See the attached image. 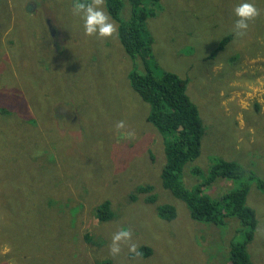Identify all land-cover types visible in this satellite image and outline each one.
I'll use <instances>...</instances> for the list:
<instances>
[{"label": "rangeland", "instance_id": "374dc122", "mask_svg": "<svg viewBox=\"0 0 264 264\" xmlns=\"http://www.w3.org/2000/svg\"><path fill=\"white\" fill-rule=\"evenodd\" d=\"M235 2L123 0L121 19L140 7L147 12L144 25L151 43L143 56L133 57L117 30L106 39L85 37L71 15V0H0V117L12 131L7 142L0 141L1 191L13 192L20 185L23 193L37 187L30 195L38 206L65 196L55 193L58 184L75 195L78 187L83 194L79 233L71 237L60 223L55 234L53 218L40 239L37 210L25 217L13 210L0 214V264H211L213 251L214 258L227 255L236 220L222 226L195 221L184 202L163 187L162 139L146 122L149 106L131 88L128 73L134 66L150 67L157 74L168 70L187 79V95L204 126L197 157L204 167L201 178L212 154L236 157L264 178V0H254L260 14L239 37L232 30ZM102 6L106 8L105 0ZM230 33L232 39L217 49ZM11 37L18 39L17 47H9ZM21 90L29 96L22 106ZM36 110L59 137V146L50 153L33 146L37 133L28 115ZM121 120L125 128L117 130ZM0 135L5 138L2 130ZM70 159L94 169L95 177L80 174L73 184ZM196 176L186 177V183L196 182ZM145 184L150 191L139 188ZM238 184L217 180L208 192L219 197V191ZM26 199L21 198L24 206L30 202ZM105 200L113 212L107 221L96 214ZM161 203L175 206L174 219L158 216L156 205ZM246 203L257 218L247 249L253 264H264V193L254 183ZM121 227L131 232L137 251L145 246L151 254L129 253L126 244L119 254H110L111 236Z\"/></svg>", "mask_w": 264, "mask_h": 264}, {"label": "trees", "instance_id": "16d2710c", "mask_svg": "<svg viewBox=\"0 0 264 264\" xmlns=\"http://www.w3.org/2000/svg\"><path fill=\"white\" fill-rule=\"evenodd\" d=\"M152 1L157 2L158 0ZM105 5L111 18L117 22V34L125 52L133 57L138 54L143 56L145 48H148L151 43L144 25L147 12L140 7L138 11H133L127 19H121L119 13L123 6V0H105ZM232 37L231 33L225 35L217 49L225 46ZM7 42H10V48L17 47L18 39L11 37ZM1 48L3 49L2 46ZM11 55L13 58L16 57L12 53ZM128 77L131 88L149 106L146 122L153 126L162 139L164 153L159 175L163 187L184 202L190 218L195 221L222 226L225 222L229 224L228 220L231 218L236 220V223L232 225L234 227L231 231V239L227 243V255L221 259L218 258L219 255L214 258L215 251H213L210 255L211 264H253L247 245L253 239L257 218L255 210L246 203V197L251 183H254L256 188L264 193V178L256 175L253 170L243 167L236 157L214 154H212L213 158L208 166L207 174L201 178L200 175L204 173V167L197 162V157L200 154L204 126L197 105L187 95V79L172 71L163 70L161 74H157L150 67L137 69L135 66L128 73ZM47 91L53 90L47 88ZM25 97L29 98L28 93L21 90L18 95L20 106L25 103ZM46 107L48 108V104ZM2 111L7 112L4 109ZM28 119L34 124L37 133L33 146L43 148V151L48 153H50L49 150L55 151L59 146V137L51 133L45 125V116L41 112L37 113L36 110L34 115H28ZM11 123L12 126H16L19 121ZM1 130L4 132L5 138H1L0 135V141L7 142L12 131L3 117H0ZM255 132L257 133L259 130ZM68 161H72L69 164L73 167L72 171L75 174L70 179L73 184L80 174L90 175L93 173L94 175L91 176L95 177V170L89 166L82 163L77 166L73 159ZM193 173L197 174L196 182L187 184L186 177L192 176ZM198 179L202 180L197 181ZM217 180L237 181L239 184L236 188L219 191L220 196L215 197L208 191ZM57 186L59 190H54L55 193L57 195L65 194V196L60 197L59 202L48 200L45 205L42 203L39 206L34 203L35 199L30 195L31 189L37 187L27 188L23 193L20 185L14 187L13 192L7 189L1 191L2 188H0V205L3 203L0 207V214L5 217L6 211L13 210L16 214L25 217L32 215L37 210L40 213H37V217H41L39 222L42 221L36 232L40 239L45 238L43 232L47 230V225L51 227L53 218L57 220L56 223L53 221L55 234L60 232L56 227L59 223L65 228L66 236L71 237L78 234L79 229L76 225L79 223V217L77 213L83 206V194L78 187H76L78 194L75 195L70 190L67 191V185L58 184ZM139 188L142 192H148L151 186L145 184L140 185ZM130 196L133 199L135 195L130 194ZM21 198H27L30 202L24 206ZM149 198L154 201L155 194ZM108 206L109 201L105 200L96 212L97 216L104 221L113 217V212ZM70 208H74V214L70 213ZM156 210L158 216L166 221H170L176 216L175 206L169 203L157 204ZM9 221L13 224L17 223L16 219ZM85 239L87 240V234ZM151 252V248L143 246L139 247L136 253L146 257Z\"/></svg>", "mask_w": 264, "mask_h": 264}, {"label": "clouds", "instance_id": "9594fccd", "mask_svg": "<svg viewBox=\"0 0 264 264\" xmlns=\"http://www.w3.org/2000/svg\"><path fill=\"white\" fill-rule=\"evenodd\" d=\"M232 12L234 16L232 30L234 35L238 37L246 34L249 22L260 14L254 0H236ZM71 15L80 22L85 37L106 39L117 30L109 12L102 6V0H71ZM51 30L53 28H50ZM51 33L53 34L54 30ZM115 128L117 130L124 129V121H117ZM121 244L127 245L129 253H136L137 246L132 241V234L126 227H121L112 234L109 245L110 254H119Z\"/></svg>", "mask_w": 264, "mask_h": 264}, {"label": "water", "instance_id": "95a60500", "mask_svg": "<svg viewBox=\"0 0 264 264\" xmlns=\"http://www.w3.org/2000/svg\"><path fill=\"white\" fill-rule=\"evenodd\" d=\"M31 7V4L29 3L28 5H27V9H29ZM53 31V30H52Z\"/></svg>", "mask_w": 264, "mask_h": 264}, {"label": "flooded vegetation", "instance_id": "af4514ba", "mask_svg": "<svg viewBox=\"0 0 264 264\" xmlns=\"http://www.w3.org/2000/svg\"><path fill=\"white\" fill-rule=\"evenodd\" d=\"M32 5H33V4H32ZM31 7H32V6H31ZM31 7H30V8H31ZM51 29H52V28H51ZM53 30H54V29H53ZM51 32H53V31L51 30ZM54 32H55V31H54ZM53 34H54V33H53Z\"/></svg>", "mask_w": 264, "mask_h": 264}]
</instances>
